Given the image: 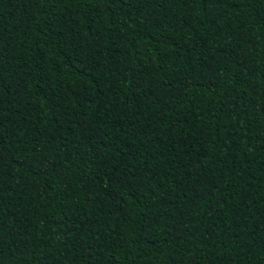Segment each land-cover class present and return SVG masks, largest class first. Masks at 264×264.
Masks as SVG:
<instances>
[{"label": "trees", "instance_id": "trees-1", "mask_svg": "<svg viewBox=\"0 0 264 264\" xmlns=\"http://www.w3.org/2000/svg\"><path fill=\"white\" fill-rule=\"evenodd\" d=\"M0 264H264V0H0Z\"/></svg>", "mask_w": 264, "mask_h": 264}]
</instances>
